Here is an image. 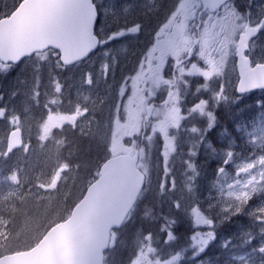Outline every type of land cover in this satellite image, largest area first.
I'll return each mask as SVG.
<instances>
[{"label": "rangeland", "instance_id": "rangeland-1", "mask_svg": "<svg viewBox=\"0 0 264 264\" xmlns=\"http://www.w3.org/2000/svg\"><path fill=\"white\" fill-rule=\"evenodd\" d=\"M19 1L0 0V17L10 12ZM164 1L165 16L145 28L143 36L141 31L144 27L138 24L131 27L133 25L128 21L132 17L136 18L137 14L152 13V0H101L102 19L98 29L104 36L103 46L81 63L68 67L58 66V58L56 61L55 55L44 52L17 65L2 64L0 85L5 78L7 80L2 83L6 92H2L0 87V147L4 151L7 133L19 127L25 138L26 149V141L32 135L45 137L42 131H53V118L58 123L70 122L74 129H85L89 117H95L94 101H100L102 95V87L98 82L100 75L107 76L105 72L108 71L109 59L113 57L121 63L122 58L130 54L131 59L133 56L135 58L136 70L116 80L118 84L115 88L108 90L114 117L106 124L103 132L111 138L120 137L116 142L118 148L115 146L109 152H129L138 145L137 137L140 141L141 129L134 132L133 121L139 128L145 106L152 103L154 111L145 133L149 141H141L139 147L140 156H143L141 161L147 160L151 169H155L156 160H152L157 149L154 141L156 131L163 137L167 130L168 134L171 132L185 138L192 136V139L200 134L202 138H199V146L222 164L205 197V209H216V217L211 211L193 213V224L202 228L198 227L190 235L186 246L178 245L173 254H167L164 258L156 254L168 245H153L150 243L152 236L146 235L145 243L140 244L134 242L132 237L122 242L128 235L126 230L114 232L106 251L108 259L105 256L104 264H116L119 258H125L126 255L128 260L124 264H264V104L263 101H257L253 109L255 111L250 112L245 97H238L235 93V38L243 29L245 15L231 3L213 14H204L205 11L200 13L202 5L197 0ZM103 11L109 17L108 20H103ZM259 15H264V5ZM103 22L105 24L102 26ZM199 23L201 26H198ZM101 29L110 30L111 34ZM132 31L138 35L137 38L133 37ZM114 37L117 38L115 42ZM196 39L197 46L192 54ZM251 48L253 57L257 52L264 56V25L261 33L252 41ZM175 61L178 62L175 69L177 84L172 97L166 105L162 102L153 103L150 101L152 97L163 99L170 81V73L168 83H164L158 71H161L164 63H168L170 69ZM9 65L10 68L6 67ZM12 66H17V69L11 71ZM41 68H45V71H41ZM32 82L38 83L36 91L31 89ZM40 83L43 87H40ZM141 91H146L149 99ZM67 96L74 98L73 105L67 102ZM120 97L122 102H118ZM41 98L42 104H39L37 101ZM56 99L59 103H55L54 109L51 104ZM5 106L7 114L2 111ZM212 106L225 112L223 127L213 132L214 138L223 147L208 141L186 121L187 116L200 110L206 117L212 118L213 111H209ZM74 109L77 112L72 113ZM48 115L50 118L45 119ZM36 118L40 119L41 128L44 123L49 126L42 128V131L34 130L33 122ZM168 167H165L163 178L166 174L171 175ZM70 174L71 170L64 168L52 176L47 184L41 185V191H49L50 182L54 186L60 181L72 179L74 175ZM174 179L178 180V176ZM8 184L6 175H0V186ZM172 187V184L163 183L158 188V194ZM15 195L14 192L13 197ZM9 199H12L9 195L0 196V201H5L0 202V205L10 207L13 199ZM140 217L141 221L146 219L150 226L156 223L159 226L160 223L161 229L166 224V220L157 218L156 213L149 209ZM240 219L246 220L248 224L240 225ZM226 222L231 227L242 229V232H238L236 228L234 235L237 239L230 240L221 235L220 227ZM167 231L170 238V229ZM213 242L214 249L220 255L216 260L206 258L202 253Z\"/></svg>", "mask_w": 264, "mask_h": 264}, {"label": "trees", "instance_id": "trees-1", "mask_svg": "<svg viewBox=\"0 0 264 264\" xmlns=\"http://www.w3.org/2000/svg\"><path fill=\"white\" fill-rule=\"evenodd\" d=\"M95 3L99 12L96 32L104 42V36L98 29L102 19L101 0H95ZM152 5V13L137 14L136 18L132 17L128 21L130 25H133L131 27H135L136 24L143 26L144 28L141 31L143 36L145 28L157 23L160 18L165 16L163 14L166 8L164 0H152ZM108 19L109 17L103 11V20ZM104 24L103 22L102 26ZM101 30L104 33L111 34L110 30ZM133 33L132 31L133 37L137 38L138 35ZM116 39L114 37L113 41L115 42ZM161 50H163V46ZM53 52V50L46 51V53L55 55L57 61V53ZM135 63L134 56L131 59L130 54L122 58L121 63L115 61L113 57L109 59L108 71L105 72L107 76L100 75L98 82V85L102 87V95L99 97L100 101H97V99L94 101L95 117H89L87 127L84 126L85 129H74L71 127L70 122L58 123L56 118H53V124H51L54 125L53 131L48 133L49 131H42V128L49 125L44 123L41 128L42 123L39 118H36L33 122L34 130L41 129V133L46 135L45 137L32 135L26 141V149L23 145L21 149L10 154H5L0 147V175L5 174L9 180L8 185L0 186V196L9 195L13 199H9L12 200L10 207L4 208L5 204L0 205V256L31 247L51 225L64 219L71 207L83 194L86 185L94 179L100 164L105 158L113 154L109 150L117 145L116 142L120 137L118 135L111 138L108 137L109 134L103 132L106 124L114 117V115L112 116L113 105L108 90L112 91L115 88L118 84L116 80H120L125 74L135 71L137 68ZM57 65L62 66L59 61ZM2 67L3 65L0 64V69ZM6 67L10 68L11 65ZM171 68L172 66H170V69L167 68L166 74L171 73ZM16 69L17 66H12L11 71ZM40 70L44 72L45 68ZM6 80L5 78L2 83ZM40 80L42 81V79ZM2 83L0 85L1 91L6 92ZM36 87H38V83L32 82L31 89L36 91ZM40 87H43L41 83ZM141 93L147 96L146 91H141ZM244 97L250 112L255 111L253 109L258 103L257 101H263L264 104V90L251 92ZM66 100L69 104H74V98L67 96ZM37 102L42 104V98L38 99ZM118 102H122L121 97L118 98ZM55 103H59V100L56 99L51 104L54 109L56 108ZM3 109V113L7 114L6 106ZM204 109L206 110V106H204ZM209 111H213L212 118L206 117L200 110L187 116L186 121L190 122L191 128L201 132L208 141L223 147L214 138L213 132L223 127L222 122L225 112H221L213 106ZM73 112H77V110L74 109ZM59 113L66 114L70 112ZM85 115L87 114L85 113ZM49 118V115L45 116V119ZM133 126L136 127L134 121ZM165 131V137L159 131H156L154 141L157 143V149L153 153L154 159L152 160V162L156 160L155 169H151L147 160L141 161L140 158V168L146 176L145 187L122 227L114 231L121 233L126 230L128 235L122 239V242H127V239L132 237L134 242H140L141 244L145 243L146 235L152 236L150 243H153V245H157V247L162 244L168 245L161 253L156 254L162 258L166 257L167 254H169L168 256L173 254L178 245L186 246L190 235L194 234L198 227L202 228L200 225L193 224V213L196 214L201 210L206 213L211 211L215 216L216 209H205V197L210 192L211 182L222 168L221 162L212 159L209 152L199 146V138H202L200 134L192 139V136L189 135L188 138H185L171 132L168 134L167 130ZM50 136L51 139L49 140ZM142 141H149V139L144 136ZM137 142H139V137H137ZM140 157L143 158L142 155ZM168 165L167 169L170 170L171 175L166 174L163 178L164 171H166L165 167ZM64 168L71 170L70 175H74V177L70 180L60 181L54 186L50 182V190L41 191V185L47 184L52 176L60 173ZM177 176L178 180L174 179ZM163 183L166 185L172 184L173 187L166 189L165 193L159 195L158 188ZM14 192L16 195L13 197ZM9 200L7 201L9 202ZM146 209L155 212L157 218L166 220V224L162 229L160 223L159 226L157 223L150 226L146 219L141 221L140 215L144 214ZM135 217H137L136 220ZM239 224L247 225L248 223L246 220L240 219ZM236 228L238 232H242L240 227H231L229 222H226L220 227L221 235L226 239H237L238 237L234 235ZM167 229H170V238H168ZM214 244L215 242L204 248L206 251L202 252L208 259L216 260L220 258L218 250L213 247ZM105 256L107 260V253H105ZM126 256L125 258H119V262L116 264L126 263L125 261L128 260Z\"/></svg>", "mask_w": 264, "mask_h": 264}, {"label": "water", "instance_id": "water-1", "mask_svg": "<svg viewBox=\"0 0 264 264\" xmlns=\"http://www.w3.org/2000/svg\"><path fill=\"white\" fill-rule=\"evenodd\" d=\"M199 1L203 10L214 12L227 0ZM95 18L92 0H23L9 17L0 19V61L17 64L46 48L58 50L63 65L82 60L99 44ZM253 30L245 28L238 38L237 95L264 88V64L251 67L244 55L249 39L256 35ZM172 87L170 83L162 104L168 102ZM152 106L145 107L143 127ZM22 143L20 128H14L7 135L6 151ZM138 154L135 149L106 158L69 215L47 229L31 248L0 256V264H103L110 231L120 228L144 187Z\"/></svg>", "mask_w": 264, "mask_h": 264}, {"label": "flooded vegetation", "instance_id": "flooded-vegetation-1", "mask_svg": "<svg viewBox=\"0 0 264 264\" xmlns=\"http://www.w3.org/2000/svg\"><path fill=\"white\" fill-rule=\"evenodd\" d=\"M229 3L233 4V6L235 8L240 9L242 11V13L245 15V19H244V23H243V29L245 27L256 28V34L257 35H256V37H254L248 41V48L244 53L248 59V62L250 63L251 66L264 64V56H262V54L257 52L256 56L253 57L252 48H251L252 41L258 37V35L261 33L262 26L264 25V15H262V16L259 15L260 9L264 5V0H229L223 6H225ZM223 6H221L220 8H222ZM204 14H206V13H204ZM200 23L198 24V26H201ZM243 29L238 32V34L235 38V51L237 49L238 36L243 31ZM196 46H197V39H196V45L194 46V48L191 52L192 54H193ZM235 65H236V57H235ZM162 82L168 83V78L162 77Z\"/></svg>", "mask_w": 264, "mask_h": 264}, {"label": "bare ground", "instance_id": "bare-ground-1", "mask_svg": "<svg viewBox=\"0 0 264 264\" xmlns=\"http://www.w3.org/2000/svg\"><path fill=\"white\" fill-rule=\"evenodd\" d=\"M238 97H244V96H241V95H237Z\"/></svg>", "mask_w": 264, "mask_h": 264}]
</instances>
